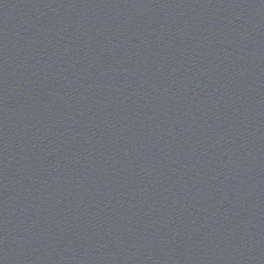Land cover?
I'll return each mask as SVG.
<instances>
[{"label":"water","instance_id":"1","mask_svg":"<svg viewBox=\"0 0 264 264\" xmlns=\"http://www.w3.org/2000/svg\"><path fill=\"white\" fill-rule=\"evenodd\" d=\"M264 30V0H0V94L139 71Z\"/></svg>","mask_w":264,"mask_h":264}]
</instances>
